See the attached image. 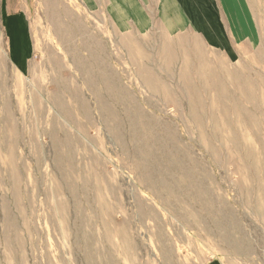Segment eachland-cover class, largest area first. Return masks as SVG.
<instances>
[{
  "label": "rangeland",
  "instance_id": "obj_1",
  "mask_svg": "<svg viewBox=\"0 0 264 264\" xmlns=\"http://www.w3.org/2000/svg\"><path fill=\"white\" fill-rule=\"evenodd\" d=\"M135 2L0 0V264H264V0Z\"/></svg>",
  "mask_w": 264,
  "mask_h": 264
},
{
  "label": "crops",
  "instance_id": "obj_2",
  "mask_svg": "<svg viewBox=\"0 0 264 264\" xmlns=\"http://www.w3.org/2000/svg\"><path fill=\"white\" fill-rule=\"evenodd\" d=\"M129 1V6L134 8V14L141 9L135 0ZM171 6L175 8L180 15L185 17L186 22H189L196 31L201 32H216L222 35L226 29L221 27L220 9L231 8L232 0H169ZM235 2V0H234ZM114 7V6H113ZM117 8V6L115 7ZM127 8H129L127 6ZM130 9V8H129ZM131 10V9H130ZM223 36V35H222Z\"/></svg>",
  "mask_w": 264,
  "mask_h": 264
},
{
  "label": "bare ground",
  "instance_id": "obj_3",
  "mask_svg": "<svg viewBox=\"0 0 264 264\" xmlns=\"http://www.w3.org/2000/svg\"><path fill=\"white\" fill-rule=\"evenodd\" d=\"M260 92H261V90H260ZM264 92V91H263ZM262 93V92H261ZM11 160V159H10ZM146 166V165H145ZM16 180V179H15ZM96 185V184H95ZM104 185V184H103ZM100 192H102V191H100ZM104 199H106V198H104ZM142 199V198H141ZM106 201V200H105ZM183 201V200H182ZM152 202V201H151ZM58 203V202H57ZM109 208V207H108ZM80 210V209H79ZM104 210V209H103ZM101 211V210H100ZM177 211V210H176ZM198 211V210H197ZM95 213V212H94ZM172 213V212H171ZM201 213V212H200ZM103 214V213H102ZM147 214V213H146ZM179 214V213H178ZM107 215V214H106ZM103 216V215H102ZM147 216V215H146ZM145 216V217H146ZM180 217V216H179ZM181 219V218H180ZM197 219H198V217H197ZM160 221H162V220H160ZM156 223V222H155ZM174 223V222H173ZM172 223V224H173ZM89 226H90V224H89ZM148 226V225H147ZM173 227V226H172ZM209 227V226H208ZM187 228H189V226L187 227ZM106 229V228H105ZM114 230V229H113ZM207 230V229H206ZM194 232V231H193ZM104 233V232H103ZM102 233V234H103ZM85 236V235H84ZM105 236V235H104ZM130 236V235H129ZM164 236V235H163ZM106 237H107V235H106ZM163 238V237H162ZM112 241V240H111ZM154 242H156V241H154ZM157 244V243H156ZM172 244V243H171ZM88 245V244H87ZM120 246V245H119ZM111 247V246H110ZM125 248H126V246H124ZM158 247V246H157ZM93 250V249H92ZM100 251V250H99ZM227 251V250H226ZM162 252V251H161ZM102 253V252H101ZM107 253H109V252H107ZM99 254V253H98ZM127 254V253H126ZM168 256V255H167ZM114 258V257H113ZM135 259V258H134ZM90 261V260H89ZM111 263V262H110ZM111 264H113V263H111Z\"/></svg>",
  "mask_w": 264,
  "mask_h": 264
}]
</instances>
